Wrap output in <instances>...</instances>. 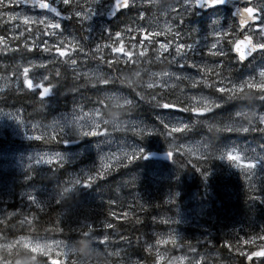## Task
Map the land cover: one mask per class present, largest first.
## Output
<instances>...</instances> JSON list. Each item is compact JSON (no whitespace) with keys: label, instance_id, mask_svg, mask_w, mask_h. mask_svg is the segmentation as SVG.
<instances>
[{"label":"snow or ice","instance_id":"obj_1","mask_svg":"<svg viewBox=\"0 0 264 264\" xmlns=\"http://www.w3.org/2000/svg\"><path fill=\"white\" fill-rule=\"evenodd\" d=\"M224 3L225 0H186L182 5H173L160 0H111L106 9L109 16L127 10L133 12L134 17L115 30L105 28L103 38L86 50L85 43L73 31L65 32L63 22L74 18L82 31L89 32L88 22L96 14L101 0H95V3L84 0L83 4H74L73 0H0V26L5 29V34H0V54L11 53L15 61L10 68L0 65V69H3V74H0V95L15 92L30 96L34 109L41 110L46 98L61 84L68 72L71 73L74 84L66 90L75 94L85 88H96L99 91L110 89L114 73H127L135 68L133 78H145L144 88L136 92L138 102L146 101L157 110L174 109L187 113L190 114V119L184 121L157 115L156 123L152 125L133 121L132 136L142 141L147 136L159 135L167 145L165 154L170 161L188 153L197 162L188 159L185 164L195 167L206 178L209 169L202 168L199 162L207 160L208 157L201 154V149H207L208 145L202 141H186L185 133L197 122L207 124L210 131L233 133V126L240 122L241 126L235 129L236 134H258L261 142L255 146L217 145L214 158L225 160L239 171L248 202L261 201L257 194L255 170L259 162H264V112L241 108L223 123H208L204 117L218 109L225 96L231 99L255 94L256 99L264 101V65L257 67L252 75L235 81L231 76L232 70L223 63L226 53L221 51L227 44L240 61H245L253 53L264 52V35L261 34L264 33V0H243V4L235 7L233 20L227 26L221 25L219 17L210 20L203 57L218 58L211 64L206 59L196 61L198 32L195 27L188 29L184 25L185 13ZM158 17L164 19L160 20ZM136 20L140 23H136ZM233 24L244 34L241 36L238 33L235 40L224 39L231 37ZM160 37L164 39L161 40ZM82 40L88 42L89 36L83 35ZM89 57L97 62L95 66L84 63ZM150 64H158L160 67L155 71L148 70L147 66ZM184 67L193 69L195 75L182 71ZM124 79H128L127 75ZM204 90L209 91L205 93ZM107 99L114 104L121 100L128 103L117 93H108ZM75 107L87 115V104L77 103ZM0 115L14 120L29 139L47 146L45 150L29 158V163L25 165V181L33 175L34 166L47 165L53 175L62 167L65 154L55 149L58 145H67L68 139L55 129L59 120H52L46 126L33 121L29 128L19 108L8 112L0 108ZM79 135L95 139L104 133L92 129L80 131ZM96 147L99 152L100 146ZM147 156L148 153L140 144L129 146L121 141L115 151L100 152L92 170H81L78 175L65 176L57 186L55 203L61 204V198L81 186L87 188L108 173ZM119 193L117 187L114 195L104 201L108 207L102 221L97 224L82 222L75 229L79 236L91 242L93 248L100 244L94 238L119 237L122 244L132 240L129 235L120 234L119 225L113 221H130L140 225L143 217L137 213L145 212L151 207L135 197L133 201L126 203ZM20 195L28 202L29 207L23 211L8 210L0 214V246L10 249L21 246L35 259L42 258L46 264H66L60 259L61 248L71 254H74V249L69 248L63 240L49 235L50 232L63 231L60 219L50 223L43 230V236L31 235L38 231L36 210L45 212L47 202L38 200L32 191H23ZM175 197L176 193L172 192L165 197L163 203L174 206ZM117 207L121 211L118 212ZM17 216H20L18 221ZM152 222L158 226L162 223L167 231H155L150 239L138 233L135 243L142 248L144 258L127 257V264H229L235 258L242 257L244 261L264 258V227L248 235L231 233L221 242V248L227 249L230 257L225 260L221 249L211 246L207 240L190 241L179 237L173 227V218L153 216ZM17 225L27 234L17 235ZM104 243H108V240ZM121 255H125L122 249Z\"/></svg>","mask_w":264,"mask_h":264},{"label":"trees","instance_id":"obj_2","mask_svg":"<svg viewBox=\"0 0 264 264\" xmlns=\"http://www.w3.org/2000/svg\"><path fill=\"white\" fill-rule=\"evenodd\" d=\"M134 17V13L127 11L121 14L119 24H113L114 30L122 23L127 24L129 18ZM0 31L5 30L0 26ZM231 55V54H230ZM152 70L159 69V65L150 64ZM239 66V64H238ZM106 67V65H105ZM119 67V66H118ZM182 71H192V69L184 67ZM74 81L70 72L67 73L65 79L55 90L46 98L45 116H56L60 113L67 112L73 100L80 97H88L99 91L96 88L80 89L78 93L65 92L73 86ZM207 93L209 90H204ZM32 97L9 92L0 95V108L13 110L19 108L26 122L31 123L37 121L41 123L40 112L35 110L31 103ZM241 108H254L258 112H264V101L253 99L251 102L232 100L222 103L218 109L205 115L204 118H216L226 120L235 111ZM157 115L167 117L169 119H179L188 121L190 114L182 113L174 109L157 110L149 105L139 102V108L135 118L145 124H155ZM49 121L44 120L43 123ZM202 130H194L184 139H198ZM119 139V138H117ZM126 144H140L144 151L166 152L163 139L157 135L145 137L142 141L136 137L123 138ZM261 142L258 134H236L223 133L217 140L218 146H255ZM82 145H91V151L82 155L79 161L72 165L66 164L64 168L58 169L55 175L49 167L33 168V175L28 181L24 177L26 172L16 174L14 172L0 171V214L5 211H23L29 207L28 202L21 197L23 191H32L33 195L40 201L47 202V210L40 213L36 210L37 232L31 235L43 236L44 229L49 227L50 223H54L57 218L61 221L62 232H50L53 238L65 239L71 241L78 236L75 231L82 222L97 224L102 221L106 215L107 205L104 204L106 199L114 195V190L118 187L119 196L125 198V202L133 201V198L139 199L142 203H146L151 207L145 212L137 213L143 217L142 223L136 225L132 222L113 221L119 225L120 234L129 235L135 241L138 233H141L146 239H150L155 231H167V227L162 223L158 226L152 222L153 216H169L175 220L173 225L176 234L179 237L190 241L205 242L207 240L211 246L221 249L225 260L230 259L228 250L221 248V242L228 238L231 233L238 232L240 235H248L258 232L264 227V162H259V170L257 176V194L260 195L261 201L248 202L246 200V189L237 169L222 159H214L209 165V175L206 180H202L200 176L192 170L191 165H186L183 156H177L181 163L186 167L184 170H178L176 166L168 159L166 161L146 162L143 159L136 160L127 167H122L113 171L108 177L98 180L89 188L80 187L71 195L68 202L64 205L56 204L54 189L58 182L63 179L61 176L63 171L76 172L79 174L81 170L88 171L93 169L97 163V150L94 147V138H85L80 140ZM118 145L103 146V150L115 151ZM41 142L23 139L13 129H3L0 131V148L1 149H21V148H45ZM58 150H64V145H60ZM189 159L197 162L194 157L189 155ZM161 164V172L159 176H153L149 172L155 164ZM202 164V162H199ZM133 176L135 180H133ZM128 181V184L124 182ZM175 192V205L164 204L163 200L170 193ZM197 209L200 212L193 216L195 221L183 225L177 223L179 210ZM134 210V209H133ZM117 211H121L117 207ZM59 214V216H58ZM20 216L16 217L18 221ZM199 225V226H196ZM19 234L24 233L23 228L17 225ZM11 231V229H8ZM118 238V237H117ZM132 240L122 244L118 239H114L111 243L116 248H121L129 258L143 259L142 248ZM98 244L97 247H102ZM237 264H246L240 258H235ZM243 261V260H242Z\"/></svg>","mask_w":264,"mask_h":264},{"label":"clouds","instance_id":"obj_3","mask_svg":"<svg viewBox=\"0 0 264 264\" xmlns=\"http://www.w3.org/2000/svg\"><path fill=\"white\" fill-rule=\"evenodd\" d=\"M92 2L95 3V0H92ZM160 2L165 4L170 3L173 5H182L183 3L186 2V0H160ZM73 3L83 4L84 0H73ZM190 13H185V17L188 16ZM185 27H187V25H185ZM232 27L234 31L231 37H226L224 39L235 40L237 38L238 33L241 36L244 34L240 32V30L236 27L235 24H233ZM261 34L264 35V33ZM217 43H219V41H217ZM221 51L223 53H226V55H224L223 57V63L225 64L226 68H230L232 70V68L229 66L230 63L238 65L239 63L243 62L239 60V58L236 56V54H234L231 51L230 47L227 44H225L221 48ZM229 54H231V56ZM248 57H246V59ZM135 71L136 69L132 68L127 73H120L118 75L114 73L110 89L97 91L95 94L88 97L77 98L73 100V102L70 104L67 112L60 113L56 116H49V117L45 116L44 114L45 104H46L45 101L44 107L41 109L42 111L40 112L42 126H46L48 124V123H43L44 120H47L49 122L52 120H59L60 123L58 125H55V129L58 132H60V134L63 135L66 139H68V144L73 143L75 141L83 140L85 138L93 139L92 137L80 136L79 135L80 131H88L92 129L101 130L104 133V135L94 139L95 149L97 150L96 145L100 146V151L98 152L97 150V160L100 152L111 153L110 150L109 151L103 150V146L110 145L112 147L114 145H118L121 141H124L123 138L132 136L131 134L132 122L139 121L135 118L137 114V110L139 108V102H138L139 98L136 96V92L138 89L144 88L145 78L141 76H136L135 78H133L132 73ZM125 75H127L128 77L127 80L124 79ZM64 91L68 92L66 88L64 89ZM108 93H117L121 97L126 99L128 103L125 104L123 100H121L119 103L114 104L111 100L107 99ZM101 97H105V98L101 99ZM253 99H256L255 94H253V96L251 97H244L243 95H241L238 98H231V99L225 96L220 101V104L232 100L251 102ZM140 102L147 104L151 108L155 109L154 105L148 104L146 101H140ZM77 103L81 105L84 104L88 105L86 109L87 115H85L84 112L76 109L75 104ZM251 110L256 111L254 108H251ZM232 115L229 116L226 120H229L232 117ZM205 119L208 123L217 122V121L223 123L224 121H226L216 118H205ZM141 123L145 124L143 122ZM240 126H241L240 122H237L233 126V133H235V129L239 128ZM194 130H202V132L199 135V138L193 140L192 142L202 141L204 144L208 145L207 149H203V148L201 149V154L207 156L208 158L200 166L202 168L209 169V165L215 159L214 151H215V146H217V140L220 137V135L223 133L210 131L209 128L207 127V124L197 122L193 124L191 128L188 129V131L185 133V136H188ZM164 144L167 151L168 149L165 141ZM128 145L131 146V144ZM58 146L56 147V149L58 148ZM183 157L184 160L186 161L189 159V154L184 153ZM142 159L143 158H141V160ZM66 162L67 161L64 156V159L62 161V167H60L59 169L64 168ZM134 162L135 161H133L132 163ZM171 162L176 166L178 170H184L185 168H188L184 163H181L178 159ZM132 163H130L129 165H131ZM190 168L194 170L202 180H206V178L209 175L208 173L207 177L203 178L202 172H197L195 170V167L191 166ZM111 173L112 172L108 173L105 177H108ZM68 175H78V174L76 172H69L66 176ZM60 182L61 180L58 182L57 186L60 184ZM95 183L96 182H94L92 185H94ZM92 185H90L89 187H91ZM57 186L54 189L55 197H56ZM76 191L61 198V205L66 204L70 199L71 195L74 194ZM94 239L98 240V242L100 244H103L104 247L102 249L97 247L93 248L91 247V242L84 240L79 235L71 241H66L65 239H61L65 244L69 246V248L74 249V254H71L67 250L61 248L60 259L62 260V262H66V264H127L128 256L121 255V248L110 247V244L114 241V239L119 240V237L118 238L99 237ZM106 239L108 240V243H104ZM0 264H46V261H44L42 258L39 260L35 259L29 253H27L21 246H16L11 249L4 246H0ZM229 264H237V261L235 259H231L229 261Z\"/></svg>","mask_w":264,"mask_h":264},{"label":"rangeland","instance_id":"obj_4","mask_svg":"<svg viewBox=\"0 0 264 264\" xmlns=\"http://www.w3.org/2000/svg\"><path fill=\"white\" fill-rule=\"evenodd\" d=\"M111 0H101V5L98 6L96 14L92 17V19L88 22V28L89 32L82 31L80 28L79 24L75 23V19L72 18L69 21H64L63 22V28L65 32L73 31L74 34L78 36V38L81 39L82 43H85L86 45V50L89 46L94 44L95 42H98L101 38H103V30L105 28H110L114 30L113 24H119L120 19L116 20L115 22H108L106 20V13H107V8L110 5ZM22 7V6H21ZM219 17L221 19V25L222 26H227L228 23L231 21L229 20L228 22V17L227 14L224 13V11H220L218 13H215L214 15L210 16L209 18H204L202 19L201 16L198 15L197 11L194 9L188 16L184 17V25H187L188 29L191 27H195L198 32V39H199V44L197 45L195 49V59L197 62H199L202 59H206L208 63L214 62L216 59L215 57H203V49L205 48V45L207 43L206 40V33L208 31V25L210 23V20L212 18ZM158 19L163 20L164 17H158ZM136 23H140L139 20H136ZM5 30V29H4ZM0 34H5L0 31ZM87 35L89 36V41L84 42L82 40V36ZM159 39L163 40L164 37H160ZM211 39V38H209ZM230 55V54H229ZM231 56V55H230ZM15 61L12 58L11 53L7 54H0V65H4L5 67L11 66ZM87 65L95 66L96 61L89 59L84 62ZM158 65V64H155ZM264 65V53L256 56L253 60H251L247 65L244 67L238 66L237 64H232L230 63V67L232 68V73L231 76L233 80L239 81L240 79H243L246 76H250L254 73L257 67ZM160 66V65H159ZM105 67V66H104ZM148 70H152L150 66H147ZM119 70V67H118ZM154 71V70H152ZM186 73V72H185ZM0 74H3V69H0ZM190 75H195V73H187ZM240 110V109H239ZM257 111V109H255ZM5 112L11 111V110H6L4 109ZM258 112V111H257ZM22 114V112H21ZM23 116V114H22ZM26 122V121H25ZM28 123V122H26ZM29 128H31V123H28ZM3 129H13L15 130L23 139L25 140H31L28 138V135L25 131L21 130L20 127L17 125V123L9 119L7 116L0 115V131ZM195 139H190L187 140L189 142L193 141ZM218 145V144H217ZM91 145H79V146H73V147H66L64 150H59L62 153L65 154L66 158V164L72 165L75 162L79 161L82 155H84L87 152L91 151ZM45 150L44 148H21V149H16V150H11V149H1L0 148V171L3 172H14L16 174H22L26 172L25 165L29 163V158L34 157L35 154L39 151ZM58 150V149H55ZM65 164V165H66ZM37 168H43V167H48L47 165H38L34 166ZM162 165L157 163L155 164L151 170L150 174L153 176H159L161 172ZM259 170V163L257 165V168L255 170V173L258 172ZM68 172L65 170L62 173V177L64 178ZM200 212V210L193 209V210H179L178 212V221L177 223H181L183 225L190 224L195 221L194 214ZM199 226V225H196ZM102 247H97V248H103ZM112 248H116V245H112Z\"/></svg>","mask_w":264,"mask_h":264},{"label":"flooded vegetation","instance_id":"obj_5","mask_svg":"<svg viewBox=\"0 0 264 264\" xmlns=\"http://www.w3.org/2000/svg\"><path fill=\"white\" fill-rule=\"evenodd\" d=\"M254 2H258V0H254ZM240 3L243 4V1L235 0L234 2H229V5L223 4L222 6L209 8V10H203L206 8H196L195 10L197 11L198 15L202 17V19L209 18L210 16L214 15L215 13H218L220 11H224V13L227 14L228 22H229V20L230 21L233 20V16H232L233 10L235 9L236 6H239ZM240 259H241V261H239V262H244V263L248 264L247 261H244L242 257ZM254 263L255 264H264V259L251 262V264H254Z\"/></svg>","mask_w":264,"mask_h":264},{"label":"water","instance_id":"obj_6","mask_svg":"<svg viewBox=\"0 0 264 264\" xmlns=\"http://www.w3.org/2000/svg\"><path fill=\"white\" fill-rule=\"evenodd\" d=\"M234 1L235 0H225L224 4L229 5V2H234ZM241 1H243V0H241ZM122 12H124V11H121L120 13H122ZM120 13H118L115 16H109L108 14H106V17H107V19L109 21H112ZM256 53H258V52H256ZM256 53H253L251 56H249L245 61L242 62V64H245L246 62H248L253 57V55L256 54ZM76 144H77V142H73V143L67 144L66 146H72V145H76ZM165 159H168L165 153H159V152H156V151H151V152H148V156L144 160H146V161H158V160H165ZM254 259H260V258H253L252 260H254ZM251 261H248V263L250 264Z\"/></svg>","mask_w":264,"mask_h":264}]
</instances>
